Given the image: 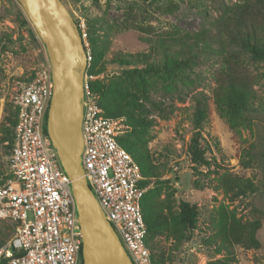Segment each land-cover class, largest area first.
Instances as JSON below:
<instances>
[{
	"label": "rangeland",
	"instance_id": "rangeland-1",
	"mask_svg": "<svg viewBox=\"0 0 264 264\" xmlns=\"http://www.w3.org/2000/svg\"><path fill=\"white\" fill-rule=\"evenodd\" d=\"M62 1L76 20L86 22L90 34L96 33L95 74L120 94L108 101L124 111L113 115L125 125L120 137L155 172L148 199L163 213L166 228L150 236L156 264H210L229 253L236 264H264V60L227 40L222 55L202 52L203 44L216 51L221 47L212 37L215 24L224 10L246 0ZM204 32L212 38L198 43L188 65L146 75L144 81L124 73L144 67L127 63L130 54L162 64L164 58L155 57L152 47L173 36L192 41ZM48 63L45 46L18 1L0 0V184L12 178L9 120H16L15 97ZM233 68L249 85L241 109L235 98L221 107L216 101L219 77ZM200 93L206 97L203 106L197 102ZM195 139L201 163L191 159ZM181 201L197 207L193 230L181 223ZM223 213L254 225L251 248H230L225 242L215 223ZM13 235V225L0 220V246Z\"/></svg>",
	"mask_w": 264,
	"mask_h": 264
},
{
	"label": "built area",
	"instance_id": "built-area-1",
	"mask_svg": "<svg viewBox=\"0 0 264 264\" xmlns=\"http://www.w3.org/2000/svg\"><path fill=\"white\" fill-rule=\"evenodd\" d=\"M87 56L82 134L85 178L133 264H154L142 200L148 187L141 168L118 143L125 125L106 117L93 90V53L85 21L77 23ZM53 95L48 63L22 86L10 157L12 178L0 184V220L13 237L0 248L3 264H81L82 236L72 181L45 130Z\"/></svg>",
	"mask_w": 264,
	"mask_h": 264
},
{
	"label": "water",
	"instance_id": "water-1",
	"mask_svg": "<svg viewBox=\"0 0 264 264\" xmlns=\"http://www.w3.org/2000/svg\"><path fill=\"white\" fill-rule=\"evenodd\" d=\"M17 1L49 59L53 95L46 132L72 181L83 264H133L85 178L82 121L87 56L77 23L62 0Z\"/></svg>",
	"mask_w": 264,
	"mask_h": 264
},
{
	"label": "trees",
	"instance_id": "trees-1",
	"mask_svg": "<svg viewBox=\"0 0 264 264\" xmlns=\"http://www.w3.org/2000/svg\"><path fill=\"white\" fill-rule=\"evenodd\" d=\"M74 18V17H73ZM75 22L79 21L74 18ZM216 32L212 35L221 47L216 51L211 48L210 44H203V51L207 53H215L216 55L223 54V44L224 40L232 44H237L240 47L247 49L253 57L256 59L264 60V0H246L243 3H239L232 8L224 10L218 22L215 24ZM88 39L92 47L93 53V69L92 72L95 74V63L96 59L100 56V52L95 49L97 42L95 41L96 33L90 34L87 29ZM208 33L204 32L200 34L196 39L188 42L182 41V39L171 37L169 42H162L158 47H152V51L157 56L161 55L164 60L161 63L150 64V58L143 55L142 58L136 55L130 54L129 58L132 64L144 65L142 69H132L125 71L126 75L131 76V78H138L144 81L146 75H153L159 73H170L171 70L178 69L181 66L188 65L191 59L195 57L198 53L199 42L207 41L211 39ZM94 38V39H93ZM161 51V52H159ZM98 71L97 73H99ZM145 74V75H143ZM96 75V74H95ZM219 86L216 90V101L218 106L224 105L226 103L235 102L234 98L239 101L238 108L241 109L242 104L247 99L249 85L247 78L238 72V69L233 68L231 72L219 77ZM114 86H107L103 80H97L93 84V90L99 96V103L106 117H113V115L123 114L119 106H113L110 104L109 98H119L120 94ZM229 93H231V96ZM200 97L197 100L198 104L204 105L206 97L203 93L199 94ZM198 112H201L199 109ZM18 111L16 110V120L10 119L9 122L13 124L15 128L17 124ZM115 118V117H113ZM202 118V116L200 117ZM140 123V122H139ZM198 130L195 137L200 136L201 125L198 124ZM15 140V136H14ZM13 142V139L12 141ZM118 143L122 146L138 163L141 168L142 174L144 176V181L141 183L142 187H149L152 183V179L155 177L154 171L146 168L147 160L142 153H139L142 158H138L130 149L129 142L123 140L122 137L118 138ZM14 145V142H13ZM197 139L194 140V145L190 148V155L193 163H201L204 161L203 152L198 148ZM13 149V148H12ZM144 157V158H143ZM142 162L144 164H142ZM149 191V189H148ZM148 191L146 192L142 200V212L144 216V221L147 227V245L152 253L153 263L156 264L155 258L153 256V250L150 243V236L160 235L161 231L165 228L164 215L160 210H157L153 205L151 200L148 199ZM180 220L185 229L193 230L197 218L198 211L197 207L189 204L186 201H181L179 203ZM217 227L226 234L225 242L229 244L230 248L235 245H242L247 248H251V243L256 242L255 238V228L253 224L241 223L238 219L230 216L226 213L219 215L215 220ZM2 246H0L1 248ZM237 260L233 254L225 256L221 261L211 262L210 264H236ZM0 264H3L0 262ZM83 264V261L82 263Z\"/></svg>",
	"mask_w": 264,
	"mask_h": 264
}]
</instances>
